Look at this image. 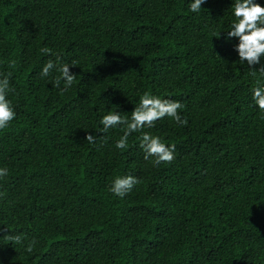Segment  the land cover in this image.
<instances>
[{
    "label": "trees",
    "instance_id": "16d2710c",
    "mask_svg": "<svg viewBox=\"0 0 264 264\" xmlns=\"http://www.w3.org/2000/svg\"><path fill=\"white\" fill-rule=\"evenodd\" d=\"M192 2L0 0V79L11 73L16 113L0 130V264H264V113L252 100L264 57L239 62L234 0L198 13ZM57 56L76 75L64 91L55 69L39 75ZM145 92L183 105L186 125L142 130L175 145L171 163L146 161L140 132L120 150L121 126L101 131ZM127 175L140 182L112 194Z\"/></svg>",
    "mask_w": 264,
    "mask_h": 264
},
{
    "label": "clouds",
    "instance_id": "9594fccd",
    "mask_svg": "<svg viewBox=\"0 0 264 264\" xmlns=\"http://www.w3.org/2000/svg\"><path fill=\"white\" fill-rule=\"evenodd\" d=\"M205 2L206 0H194L190 4V11L198 13L201 10V5ZM231 9L235 19L231 24V31L227 32V36L239 39V43L234 49L238 53L239 62L242 64L247 62L249 66L259 64L261 58L264 57V6H261L256 0H234ZM40 52L46 55L51 54V50L47 47L41 48ZM12 64L14 65V61ZM70 67L67 63H61L60 57L57 56L55 61L50 59L46 62L39 75L41 77L49 76L51 71L55 69L59 75L54 78V84L59 88L61 81H63L65 88L62 91H64L70 88L76 79V75L70 72ZM259 73L264 75V66L259 69ZM251 74L255 76L257 71L252 70ZM10 76L11 73L4 74L3 78L0 79V130L7 128L16 117L11 101L7 99L8 93L15 91L9 86ZM252 100L261 113H264V86H257L252 90ZM182 108V103L178 101L161 99L145 92L139 97L138 105L134 107L130 116L122 115L119 111H109L108 114L104 115L100 121L103 125L101 131L107 133L110 128L121 126L123 135L115 144V147L120 150L128 147L129 136L140 132L139 147L144 152V159L148 161L151 158L153 166L171 163L175 159V145L169 146L159 136L142 130L145 127H154L158 120L165 117L172 119L178 125H186L187 119H182L181 115L178 114V110ZM96 140L97 137L94 135L86 136V141L90 144L95 143ZM7 175L8 170L0 168V178ZM139 182V179L133 175L117 176L112 181L109 191L115 196L123 198ZM6 231L8 232L7 229ZM2 238L20 244L26 237L7 234L3 235ZM35 243V240L30 241L26 251L31 253Z\"/></svg>",
    "mask_w": 264,
    "mask_h": 264
}]
</instances>
